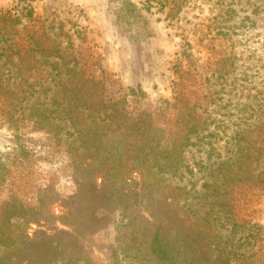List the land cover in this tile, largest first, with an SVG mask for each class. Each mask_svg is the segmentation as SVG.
<instances>
[{
  "label": "rangeland",
  "instance_id": "rangeland-1",
  "mask_svg": "<svg viewBox=\"0 0 264 264\" xmlns=\"http://www.w3.org/2000/svg\"><path fill=\"white\" fill-rule=\"evenodd\" d=\"M0 12L20 19L21 47L45 31L107 93H128L133 109L164 121L175 118V102L185 98L202 129L191 135L182 169L159 178L183 189L192 221L211 220L231 264H264V186L224 183L221 168L247 153L264 177V0H0ZM37 58L30 81L41 88L50 63ZM15 117L0 112V210L11 198L37 205L45 187L74 196L71 133L41 129L26 106ZM49 211L60 216L66 208L57 200ZM121 219L118 213L90 236L89 261L74 264H146L118 249ZM14 220L15 236L67 229L58 220ZM11 249L0 246V257Z\"/></svg>",
  "mask_w": 264,
  "mask_h": 264
},
{
  "label": "trees",
  "instance_id": "trees-1",
  "mask_svg": "<svg viewBox=\"0 0 264 264\" xmlns=\"http://www.w3.org/2000/svg\"><path fill=\"white\" fill-rule=\"evenodd\" d=\"M20 23L19 18L0 12V112L12 121L26 106L41 129L55 136L71 133L77 192L61 197L45 187L35 206L16 198L6 202L0 210V246L12 249L0 257V264L89 261L88 238L118 213L122 219L116 224L115 241L128 257L144 259L146 264H231L211 220L192 221L181 204L183 189L168 187L159 178L182 169L183 151L191 145V135L202 129L203 121L187 100L178 99L175 118L164 121L133 109L128 93H107L106 84L97 83L75 55L66 53L45 31L30 36V47H21L16 40ZM37 54L50 63L41 88L30 81L40 61ZM130 93L138 95L133 89ZM252 159L245 153L223 163L222 181L229 185L255 181L264 186ZM57 200L66 208L60 216L49 211ZM14 219L38 226L58 220L67 229L53 226V234L39 229L32 237L25 232L15 236Z\"/></svg>",
  "mask_w": 264,
  "mask_h": 264
}]
</instances>
